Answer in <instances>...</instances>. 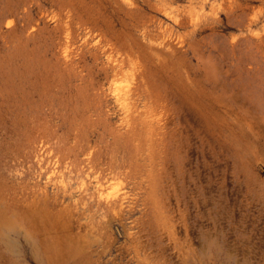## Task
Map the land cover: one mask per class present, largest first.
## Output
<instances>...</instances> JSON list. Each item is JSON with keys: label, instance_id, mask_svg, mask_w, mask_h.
Masks as SVG:
<instances>
[{"label": "rangeland", "instance_id": "obj_1", "mask_svg": "<svg viewBox=\"0 0 264 264\" xmlns=\"http://www.w3.org/2000/svg\"><path fill=\"white\" fill-rule=\"evenodd\" d=\"M0 264H264V0H0Z\"/></svg>", "mask_w": 264, "mask_h": 264}]
</instances>
